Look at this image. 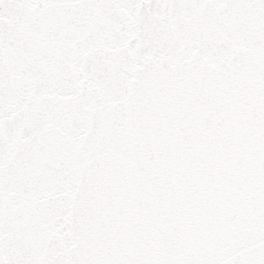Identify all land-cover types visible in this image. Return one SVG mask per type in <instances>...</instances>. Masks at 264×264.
Wrapping results in <instances>:
<instances>
[{
  "label": "snow or ice",
  "instance_id": "1",
  "mask_svg": "<svg viewBox=\"0 0 264 264\" xmlns=\"http://www.w3.org/2000/svg\"><path fill=\"white\" fill-rule=\"evenodd\" d=\"M0 264H264V0H0Z\"/></svg>",
  "mask_w": 264,
  "mask_h": 264
}]
</instances>
